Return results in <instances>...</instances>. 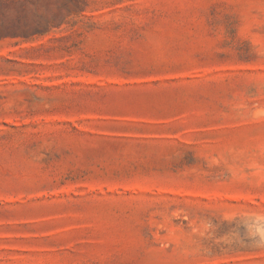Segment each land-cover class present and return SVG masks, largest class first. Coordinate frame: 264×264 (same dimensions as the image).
I'll return each mask as SVG.
<instances>
[{
    "label": "rangeland",
    "instance_id": "obj_1",
    "mask_svg": "<svg viewBox=\"0 0 264 264\" xmlns=\"http://www.w3.org/2000/svg\"><path fill=\"white\" fill-rule=\"evenodd\" d=\"M262 234L264 0H0V264H264Z\"/></svg>",
    "mask_w": 264,
    "mask_h": 264
},
{
    "label": "trees",
    "instance_id": "obj_2",
    "mask_svg": "<svg viewBox=\"0 0 264 264\" xmlns=\"http://www.w3.org/2000/svg\"><path fill=\"white\" fill-rule=\"evenodd\" d=\"M45 23L44 24L36 23L32 26H28L25 30H36L35 33L41 34V32L39 30H49V28H50V25L47 23L45 24Z\"/></svg>",
    "mask_w": 264,
    "mask_h": 264
},
{
    "label": "clouds",
    "instance_id": "obj_3",
    "mask_svg": "<svg viewBox=\"0 0 264 264\" xmlns=\"http://www.w3.org/2000/svg\"><path fill=\"white\" fill-rule=\"evenodd\" d=\"M262 238H264V234H262ZM257 246L259 247V246H264V245L257 244Z\"/></svg>",
    "mask_w": 264,
    "mask_h": 264
}]
</instances>
